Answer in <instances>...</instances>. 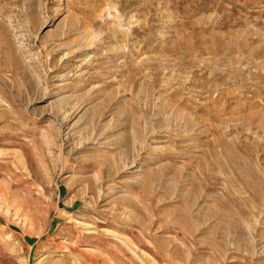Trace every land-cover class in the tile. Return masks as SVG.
<instances>
[{
    "label": "rangeland",
    "instance_id": "1",
    "mask_svg": "<svg viewBox=\"0 0 264 264\" xmlns=\"http://www.w3.org/2000/svg\"><path fill=\"white\" fill-rule=\"evenodd\" d=\"M0 264H264V0H0Z\"/></svg>",
    "mask_w": 264,
    "mask_h": 264
}]
</instances>
